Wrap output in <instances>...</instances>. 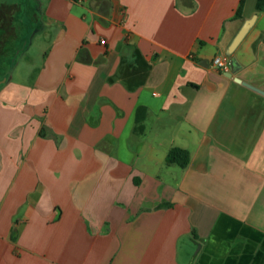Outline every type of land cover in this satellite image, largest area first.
<instances>
[{"label": "crops", "instance_id": "obj_1", "mask_svg": "<svg viewBox=\"0 0 264 264\" xmlns=\"http://www.w3.org/2000/svg\"><path fill=\"white\" fill-rule=\"evenodd\" d=\"M257 3L0 0V264H264Z\"/></svg>", "mask_w": 264, "mask_h": 264}, {"label": "trees", "instance_id": "obj_2", "mask_svg": "<svg viewBox=\"0 0 264 264\" xmlns=\"http://www.w3.org/2000/svg\"><path fill=\"white\" fill-rule=\"evenodd\" d=\"M244 2H245V0H241L240 7L238 9V14H241ZM263 2H264V0H258V3H257L258 9L261 7ZM0 11L2 13L4 11V8L2 9L0 7ZM5 34L6 33L2 32V30H0V50H4L3 47H4V41L5 40H4L3 36ZM166 159H167V162L169 164H176L177 166H179L181 168H185L190 162V153L188 150H185V149H182L179 147H174V148L170 149V151L167 154Z\"/></svg>", "mask_w": 264, "mask_h": 264}, {"label": "water", "instance_id": "obj_3", "mask_svg": "<svg viewBox=\"0 0 264 264\" xmlns=\"http://www.w3.org/2000/svg\"><path fill=\"white\" fill-rule=\"evenodd\" d=\"M254 22H255V16L252 17L251 19L247 20V21L243 24L242 28L240 29L239 33L237 34V36L235 37V39L233 40V42L231 43V45H230V47H229V49H228V55H231V54L235 51V49H236L237 46L240 44V42L242 41V39L245 37V35L248 33V31H249V30L251 29V27L253 26ZM231 65H232L233 67H236V66H237V62H236L235 59H232V61H231ZM235 72H236V71L233 70L229 75L232 76V74L235 73ZM236 80H237L238 82H241L240 79H236ZM1 82H4V80H3V81H0V83H1ZM246 86H248V87H250L251 89L257 91L258 93L264 95V91H263V90H261V89H259V88H257V87H254V86H252V85H248V84H246Z\"/></svg>", "mask_w": 264, "mask_h": 264}, {"label": "built area", "instance_id": "obj_4", "mask_svg": "<svg viewBox=\"0 0 264 264\" xmlns=\"http://www.w3.org/2000/svg\"><path fill=\"white\" fill-rule=\"evenodd\" d=\"M80 2H83L84 0H78ZM101 44H105V41H101ZM213 64L223 70L228 71L229 67L231 66V62L227 56H217L213 60Z\"/></svg>", "mask_w": 264, "mask_h": 264}, {"label": "rangeland", "instance_id": "obj_5", "mask_svg": "<svg viewBox=\"0 0 264 264\" xmlns=\"http://www.w3.org/2000/svg\"><path fill=\"white\" fill-rule=\"evenodd\" d=\"M0 14H1V12H0ZM2 26L4 27V24H1V25H0V27H2ZM2 51H3V50H0V53H2Z\"/></svg>", "mask_w": 264, "mask_h": 264}]
</instances>
